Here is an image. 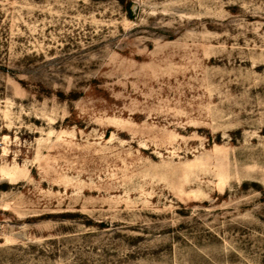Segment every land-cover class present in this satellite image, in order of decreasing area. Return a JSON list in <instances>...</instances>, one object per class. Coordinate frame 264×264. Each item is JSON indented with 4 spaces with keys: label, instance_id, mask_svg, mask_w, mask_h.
<instances>
[{
    "label": "rangeland",
    "instance_id": "rangeland-1",
    "mask_svg": "<svg viewBox=\"0 0 264 264\" xmlns=\"http://www.w3.org/2000/svg\"><path fill=\"white\" fill-rule=\"evenodd\" d=\"M0 264H264V0H0Z\"/></svg>",
    "mask_w": 264,
    "mask_h": 264
}]
</instances>
